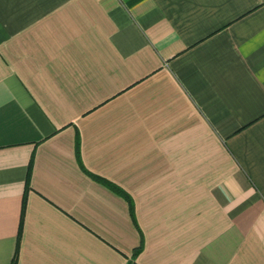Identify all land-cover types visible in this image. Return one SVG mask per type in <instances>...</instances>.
Instances as JSON below:
<instances>
[{"label": "crops", "instance_id": "crops-1", "mask_svg": "<svg viewBox=\"0 0 264 264\" xmlns=\"http://www.w3.org/2000/svg\"><path fill=\"white\" fill-rule=\"evenodd\" d=\"M24 198L16 264H264V0H0V264Z\"/></svg>", "mask_w": 264, "mask_h": 264}, {"label": "trees", "instance_id": "trees-1", "mask_svg": "<svg viewBox=\"0 0 264 264\" xmlns=\"http://www.w3.org/2000/svg\"><path fill=\"white\" fill-rule=\"evenodd\" d=\"M127 200H128V202H131L129 198H127ZM25 205H26V199L24 198L23 201H22L21 219H20L19 232H18V237H17V249H16V254H15L11 264H16V261H17V252H18V247H19L20 238H21Z\"/></svg>", "mask_w": 264, "mask_h": 264}]
</instances>
